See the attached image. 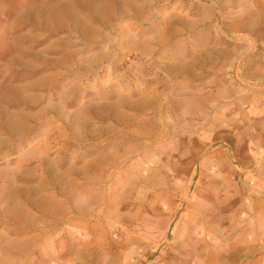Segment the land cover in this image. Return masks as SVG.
<instances>
[{"label":"rangeland","instance_id":"obj_1","mask_svg":"<svg viewBox=\"0 0 264 264\" xmlns=\"http://www.w3.org/2000/svg\"><path fill=\"white\" fill-rule=\"evenodd\" d=\"M101 1L71 6L70 20L88 21L110 38L126 24L125 32H137V40L183 44L185 56L208 42L222 47L216 68L219 75H225L230 91L216 103L217 127L186 129L184 143L166 146V153L157 151L164 145H139L136 152L122 153L121 160L106 169L114 185L102 194L105 200L98 209H61L52 214L51 203L40 193L21 192L16 198L19 213L13 217L10 203L0 196V236L27 232L29 225L69 240L63 255L19 257L20 264H206L214 254L226 251L231 264H253L254 260L264 264V0H115L119 6L126 2L147 6L142 22L120 13L106 22L95 19ZM65 2L0 0V190L7 184L28 188L25 180L36 178L42 170L40 160H53L59 152L64 160L57 157V167L63 170L66 138L62 132L68 129L79 138L86 134L80 130L87 126L84 120H80L82 128H74L80 123L67 114L74 111L60 98L67 81L80 77L79 69L71 59L62 65L58 62L67 50L87 41L80 40L67 24L47 26L37 17ZM165 51L176 53L174 48L161 50ZM138 58L132 61L143 66L142 74H149L150 68ZM50 66L56 70L45 72ZM105 67L96 66L89 82ZM123 69L122 64L113 68L116 72ZM134 74L140 79L137 71ZM85 79L78 81L77 100L85 97ZM120 83L125 85L127 80ZM51 104L60 107L51 109L58 116L43 111ZM37 105L41 107L35 109ZM42 111L37 135L12 139L6 134L4 117ZM59 118L74 127L48 136L49 121L54 127ZM81 148L76 145L74 150ZM32 152L36 157L30 156ZM42 163L47 172L52 168L51 162ZM151 175L156 176L155 182L148 180ZM198 204L206 208L202 214H192L190 208ZM213 208L216 220L210 218ZM182 216L190 226L186 234L174 238L172 229ZM2 256L12 259L7 253ZM220 260L223 263V257Z\"/></svg>","mask_w":264,"mask_h":264},{"label":"crops","instance_id":"obj_2","mask_svg":"<svg viewBox=\"0 0 264 264\" xmlns=\"http://www.w3.org/2000/svg\"><path fill=\"white\" fill-rule=\"evenodd\" d=\"M121 5L135 8L143 4L126 2ZM146 7L143 8L145 11L141 16L127 12L120 14L125 15L128 20L142 22L147 16ZM95 19L99 18L95 16ZM66 26L70 27L80 40L87 41L81 46L67 50L58 62L62 65L71 59L72 65L79 69L80 77L75 76L67 81L60 98L68 101V108L74 111V113H65L76 117L80 125L74 127V124H70L67 119L62 121L59 118L58 125L51 127L52 122L49 121L48 136L52 135V131L57 132L63 127L64 129L65 127L82 128L80 120H84L88 129L87 126L80 129L86 133L80 138L79 132L76 137L70 135L68 129L64 130L65 132L62 130L66 138L64 143L66 166L63 170L57 167V157L63 159V155L59 152L53 160H40L39 167L41 166L42 170L37 171L36 178L25 180L29 185L28 188L13 187L19 189L20 193H40L41 198L51 203L49 206L54 210L52 214L61 209L87 210L103 207L101 203L104 202L105 196L102 194L104 195L107 188L114 185L113 175L109 176L106 169L113 168L114 163L121 160L122 153L136 152L139 145H164L157 151L166 153L169 151L166 146L184 143L186 129L193 130L201 126L215 129L216 103L222 96H226L227 91H230L227 88L225 75H219L216 68L218 63L216 55L224 52L217 44L208 42L196 47L192 55L185 56L183 44L176 43L177 46H170L173 44L169 45L170 42H167L165 45L168 46H164L159 44L162 39L137 40V32L134 34L125 32L126 24L119 26L113 38L97 31L83 19L72 18ZM86 30H89L90 34L88 32L87 35ZM94 39H98L96 43H88ZM157 42L159 45L155 46ZM48 47L51 49L53 45ZM169 48L176 49V53L170 52L171 54L168 55L169 51L161 52L162 49L164 51ZM135 57H139L141 65L150 68L149 74L141 73L143 66L132 61ZM102 64L106 66L105 72L98 74V77L89 82L96 66ZM118 64L124 66V72L113 70ZM53 68L50 66L44 70L53 73L56 70ZM136 71L140 77L138 80L134 74ZM222 73L225 74L223 71ZM82 79L87 80L84 84L85 97L83 100H77L80 89L78 81ZM123 80H127L125 85L120 83ZM53 106L58 105H48L43 111L48 110L58 116L51 110ZM40 107L37 105L34 108ZM43 111L36 115H22L17 118L9 116L10 119L5 120L6 134L12 129L11 121L17 120L22 126L16 139L31 134L37 135ZM203 122L207 123L203 124ZM89 130L91 132H88ZM198 133L190 132V134ZM200 135L199 133L197 136ZM8 136L12 135L8 134ZM76 145H81L82 148L75 151ZM34 153L32 152L30 156L36 157ZM42 162H51L52 168L47 172ZM106 177L112 179L107 180ZM148 180L155 182L156 176L151 175ZM121 183L126 185L127 182ZM57 194H62L63 197L58 200ZM205 208L204 204H198L190 208V211L193 212L192 214H202ZM37 209L41 210V208ZM211 214L210 218L216 220V208H213ZM189 226L190 223L185 222L182 216L172 229L173 237L186 234ZM25 228L28 229L27 232L23 230L15 236L8 238L0 236V257H2L0 264H20L17 258L25 256L41 258L52 253L63 255L61 252L69 246V240L58 237L59 235L46 234L35 226L28 225ZM255 240L258 238L256 237ZM257 250L254 249L253 253ZM6 253L12 259L5 260L2 255ZM83 253L87 254V252ZM213 257L214 259L206 264H231L228 262L227 251L224 255L214 254ZM220 257H223V263ZM255 263L258 264V261L254 260L253 264Z\"/></svg>","mask_w":264,"mask_h":264},{"label":"bare ground","instance_id":"obj_3","mask_svg":"<svg viewBox=\"0 0 264 264\" xmlns=\"http://www.w3.org/2000/svg\"><path fill=\"white\" fill-rule=\"evenodd\" d=\"M92 1L94 0H68L67 3L65 2L64 4H61L60 6H57V7L55 6L54 8L46 9V10H49V12L47 11L46 15H44V12L43 13L40 12L39 14H37L38 15L37 17L39 19L42 18L46 22L47 26L60 27L70 22L69 14H70L71 6H74V5L78 6L80 4L89 6L92 3ZM97 11H98V18L106 22V21L114 20L117 14L121 12L135 13L136 16H141L143 14V6L140 7L137 5L135 8H131V7L129 8V6L117 5L115 0H102L97 8ZM86 31L87 32L85 33L88 35L89 30H86ZM14 56L16 57V54ZM6 119H10L9 116L4 117V120ZM11 122H12V127H11L12 129L10 130V132H8V134L12 135L10 138L15 139L17 138L16 136L20 132V128L22 125H20V123L17 122V120L16 121L12 120ZM0 144H1V141H0ZM12 186L7 184V186L3 190H0V196L8 200V202L11 205L10 208H8L9 209L8 211H10L11 216L16 217L19 213L18 211L19 202L16 200V198L19 195L20 190L15 189Z\"/></svg>","mask_w":264,"mask_h":264}]
</instances>
